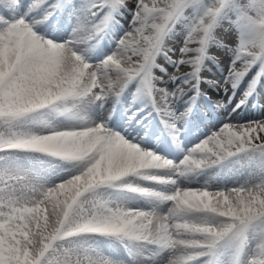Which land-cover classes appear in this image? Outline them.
<instances>
[{"label":"snow or ice","instance_id":"obj_1","mask_svg":"<svg viewBox=\"0 0 264 264\" xmlns=\"http://www.w3.org/2000/svg\"><path fill=\"white\" fill-rule=\"evenodd\" d=\"M0 264H264V0H0Z\"/></svg>","mask_w":264,"mask_h":264},{"label":"rangeland","instance_id":"obj_2","mask_svg":"<svg viewBox=\"0 0 264 264\" xmlns=\"http://www.w3.org/2000/svg\"><path fill=\"white\" fill-rule=\"evenodd\" d=\"M127 26V25H125ZM219 39L221 41V43H227L229 46H231L232 44V39H233V36L231 33H227V32H224V31H220L219 33ZM171 46V45H170ZM213 54L217 55L218 58H223V50L222 49H214L213 50ZM210 67H212V70L213 72H216L217 69H216V66L215 65H209ZM205 77H208V78H211V73H204ZM209 91V95L212 96V98L214 100H220V99H224L226 101V97H224V94L223 92H215L213 90H208ZM139 106V105H138ZM254 115H259L258 112H253Z\"/></svg>","mask_w":264,"mask_h":264},{"label":"bare ground","instance_id":"obj_3","mask_svg":"<svg viewBox=\"0 0 264 264\" xmlns=\"http://www.w3.org/2000/svg\"><path fill=\"white\" fill-rule=\"evenodd\" d=\"M131 100H132V98L129 97V98H128V103H131ZM156 123H158V122H156Z\"/></svg>","mask_w":264,"mask_h":264}]
</instances>
